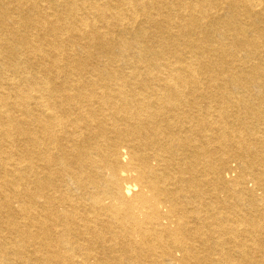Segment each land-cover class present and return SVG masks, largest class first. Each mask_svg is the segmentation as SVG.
Returning a JSON list of instances; mask_svg holds the SVG:
<instances>
[{"label":"bare ground","instance_id":"bare-ground-1","mask_svg":"<svg viewBox=\"0 0 264 264\" xmlns=\"http://www.w3.org/2000/svg\"><path fill=\"white\" fill-rule=\"evenodd\" d=\"M0 264H264V0H0Z\"/></svg>","mask_w":264,"mask_h":264}]
</instances>
